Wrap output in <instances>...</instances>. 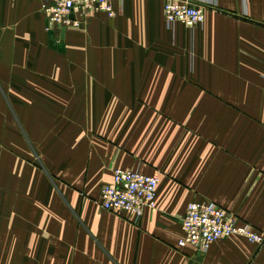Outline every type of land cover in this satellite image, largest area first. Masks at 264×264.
<instances>
[{
	"label": "crops",
	"instance_id": "crops-1",
	"mask_svg": "<svg viewBox=\"0 0 264 264\" xmlns=\"http://www.w3.org/2000/svg\"><path fill=\"white\" fill-rule=\"evenodd\" d=\"M165 1L114 0L60 51L39 0H0V264H264L240 235L177 246L191 201L264 232V0L194 27ZM116 167L158 176L153 209L101 207Z\"/></svg>",
	"mask_w": 264,
	"mask_h": 264
},
{
	"label": "built area",
	"instance_id": "built-area-1",
	"mask_svg": "<svg viewBox=\"0 0 264 264\" xmlns=\"http://www.w3.org/2000/svg\"><path fill=\"white\" fill-rule=\"evenodd\" d=\"M114 0H39L45 15L46 30L77 28L96 11L109 17L115 15ZM213 0H166L163 4L165 25L182 23L187 27L199 25L204 20V6ZM158 176L136 170L116 167L110 183L102 185L99 203L107 211H124L140 217L145 209L156 206ZM182 236L177 246L191 245L198 253H205L220 238L240 235L251 243L264 242V232L228 209L209 200L191 201L180 218Z\"/></svg>",
	"mask_w": 264,
	"mask_h": 264
},
{
	"label": "water",
	"instance_id": "water-1",
	"mask_svg": "<svg viewBox=\"0 0 264 264\" xmlns=\"http://www.w3.org/2000/svg\"><path fill=\"white\" fill-rule=\"evenodd\" d=\"M48 37H49V45L52 48H57L58 50H63V44L61 42H57L54 38L53 31H48Z\"/></svg>",
	"mask_w": 264,
	"mask_h": 264
}]
</instances>
